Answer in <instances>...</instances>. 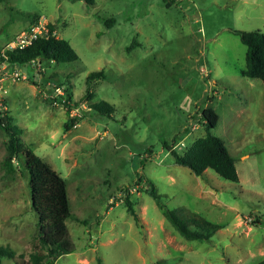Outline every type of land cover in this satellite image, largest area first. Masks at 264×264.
Returning a JSON list of instances; mask_svg holds the SVG:
<instances>
[{"label":"rangeland","instance_id":"obj_1","mask_svg":"<svg viewBox=\"0 0 264 264\" xmlns=\"http://www.w3.org/2000/svg\"><path fill=\"white\" fill-rule=\"evenodd\" d=\"M38 21L53 26L78 59L25 64L20 77L0 62V107L21 141L66 181L73 250L53 264L264 258V83L243 75L246 47L230 31L264 32V0H0V52ZM98 70L104 78L88 99L86 77ZM57 87L70 94L69 108L62 96L56 105L49 100ZM99 100L115 111H93ZM207 107L219 116L210 131L234 158L238 181L212 169L196 176L168 151L183 152L205 135ZM70 118L77 126L66 130ZM5 141L0 129V246L15 256L0 264H30L37 216L27 173L16 163L11 172L3 167ZM183 207L222 228L206 241L184 238L163 215Z\"/></svg>","mask_w":264,"mask_h":264},{"label":"trees","instance_id":"obj_2","mask_svg":"<svg viewBox=\"0 0 264 264\" xmlns=\"http://www.w3.org/2000/svg\"><path fill=\"white\" fill-rule=\"evenodd\" d=\"M84 1L88 4L94 3V0ZM49 26L54 29L53 26ZM230 31L246 47V65L243 75L260 79L264 83V32L237 29ZM76 59H78V55L70 43L59 37L38 39L23 49L5 48L0 52V62H6L14 68L29 64L32 60L58 63ZM30 77L36 83L34 80L36 76L31 75ZM102 78H104L102 70L93 71L87 75L85 95L88 99L93 97L91 91L93 82ZM61 98H65V100H60L59 103L69 108L70 94ZM49 100L51 101L50 98ZM90 108L106 116H110L115 111L114 105L105 100L91 103ZM200 118L205 127V135L197 137L183 152L168 148L174 162L189 168L196 176L204 174L206 169H212L226 180L238 181L234 158L229 153L223 139L210 131L218 122V114L214 109L207 107L201 111ZM74 122L75 120L70 118L69 122L65 123V129H71ZM0 129L6 136V155L3 167L7 172H11L15 168L14 163H16L23 172L27 173L31 207L37 216L36 240L32 244L35 250L29 256L30 264H53L55 259L73 250V243L69 239L66 226V220L71 215L66 181L50 164L21 141L11 116L1 107ZM148 184L150 185V195L159 201L161 195L157 192L156 187L151 181ZM126 206L137 222L138 216L132 208V203L127 199ZM163 215L180 235L189 240H209L222 228L220 224L211 222L195 212L186 214L184 207L165 209ZM14 256L15 252L11 248L0 246V263L4 257L13 258ZM99 264L103 263L99 261ZM255 264H264V258Z\"/></svg>","mask_w":264,"mask_h":264},{"label":"built area","instance_id":"obj_3","mask_svg":"<svg viewBox=\"0 0 264 264\" xmlns=\"http://www.w3.org/2000/svg\"><path fill=\"white\" fill-rule=\"evenodd\" d=\"M49 37H55L57 38V33L54 29H51L50 26L47 23L38 21L34 23L33 25L29 26L27 29L21 31L17 39L14 42H11L6 48H19L23 49L29 45H31L34 41L38 39H47ZM29 64H37L39 65V60H32ZM13 77H20V71L15 68L12 72ZM56 93L54 94L50 99L52 104H58L57 96H64V94L61 92L60 88H56ZM65 98L63 99V101ZM74 127L77 126V123H74Z\"/></svg>","mask_w":264,"mask_h":264}]
</instances>
